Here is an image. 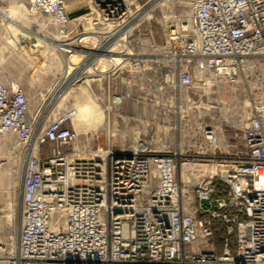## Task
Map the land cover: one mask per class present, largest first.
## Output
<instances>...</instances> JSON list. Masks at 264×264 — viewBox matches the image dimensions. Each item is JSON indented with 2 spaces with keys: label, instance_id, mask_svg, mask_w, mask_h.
Listing matches in <instances>:
<instances>
[{
  "label": "built area",
  "instance_id": "built-area-1",
  "mask_svg": "<svg viewBox=\"0 0 264 264\" xmlns=\"http://www.w3.org/2000/svg\"><path fill=\"white\" fill-rule=\"evenodd\" d=\"M183 1L155 34L149 1L86 0L69 19L64 0H25L53 72L34 113L0 79V137L25 156L0 264H264V0ZM93 102L101 125L78 131Z\"/></svg>",
  "mask_w": 264,
  "mask_h": 264
},
{
  "label": "rangeland",
  "instance_id": "rangeland-1",
  "mask_svg": "<svg viewBox=\"0 0 264 264\" xmlns=\"http://www.w3.org/2000/svg\"><path fill=\"white\" fill-rule=\"evenodd\" d=\"M146 1H149L147 10H150L152 17L150 24L155 34L159 32L155 24L156 20H160L162 17H170L175 20L187 11L183 0H162L159 5L157 4L159 0H141V3ZM28 20H32V17H29ZM31 30L41 36L38 31H35L34 27ZM27 37L18 33L10 44L0 43V79L9 77L20 84L31 99L30 112L34 113L36 110L34 107L36 95L51 87L50 82L53 70L49 67L50 70L45 72V66L47 65L45 61L52 58L54 54L41 43H38L35 48L32 47L30 43L26 42ZM65 94L67 95V93L63 94L64 97ZM48 113H50V109L43 116L46 117ZM84 124V120L79 119L77 121L78 131L82 132L84 129H88L94 132L98 128L95 122H92L86 128H84ZM99 143L102 146L106 145V137L104 135L99 136ZM18 151L17 144L13 140L8 137H0V247H4L0 256H6V253L13 255L16 252L21 209V190L19 188L20 179L18 173L19 165L22 162L24 164L25 161V156L20 155ZM214 229L216 232L214 241L218 252L221 251L224 241L230 244L231 252H233L235 236L226 234V225L215 223Z\"/></svg>",
  "mask_w": 264,
  "mask_h": 264
},
{
  "label": "crops",
  "instance_id": "crops-1",
  "mask_svg": "<svg viewBox=\"0 0 264 264\" xmlns=\"http://www.w3.org/2000/svg\"><path fill=\"white\" fill-rule=\"evenodd\" d=\"M64 1L65 14L69 19L82 16L88 11L86 0ZM0 10V43L10 44L19 33L16 27L23 30L30 28L31 20H28L25 0H0ZM3 15H7L9 20Z\"/></svg>",
  "mask_w": 264,
  "mask_h": 264
},
{
  "label": "bare ground",
  "instance_id": "bare-ground-1",
  "mask_svg": "<svg viewBox=\"0 0 264 264\" xmlns=\"http://www.w3.org/2000/svg\"><path fill=\"white\" fill-rule=\"evenodd\" d=\"M161 3H162V0H159L157 2L158 5L161 4ZM3 16L6 17L7 15H3ZM6 18L8 19V17H6ZM35 23H36V20H34V19H32L31 22H30L31 25L32 24L34 25ZM16 28H17L18 32L21 35L28 36L26 38V40H27L28 43H30V45L32 47L35 48L38 43H41L42 45L46 46L50 51H52V49H54V46L50 42H47L44 36L40 37L37 34L33 33L31 28H28V29L26 28L25 30H23L21 28L18 29V27H16ZM65 97H67V95ZM42 101H44V97H43ZM89 118H91V122L97 123L98 126L101 125L102 112H101V110L97 107V105L94 102L91 103L90 105H84V106H80L79 107V119L80 120H84L85 122H88ZM23 165H24L23 162L19 165V173H18L19 179H20V186H19L20 190H21V181H22V177H23ZM20 202H21V196H20Z\"/></svg>",
  "mask_w": 264,
  "mask_h": 264
},
{
  "label": "trees",
  "instance_id": "trees-1",
  "mask_svg": "<svg viewBox=\"0 0 264 264\" xmlns=\"http://www.w3.org/2000/svg\"><path fill=\"white\" fill-rule=\"evenodd\" d=\"M214 186H215V188H216V192H217V195H220V193H221V184L220 183H218V182H215L214 183ZM215 235H216V232H215ZM215 235H214V237H215Z\"/></svg>",
  "mask_w": 264,
  "mask_h": 264
},
{
  "label": "water",
  "instance_id": "water-1",
  "mask_svg": "<svg viewBox=\"0 0 264 264\" xmlns=\"http://www.w3.org/2000/svg\"><path fill=\"white\" fill-rule=\"evenodd\" d=\"M201 204H202L203 206H208V205H209V202H208V201H205V200H202V201H201Z\"/></svg>",
  "mask_w": 264,
  "mask_h": 264
}]
</instances>
